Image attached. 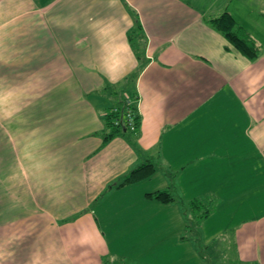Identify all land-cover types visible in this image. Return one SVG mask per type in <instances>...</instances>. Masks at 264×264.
Wrapping results in <instances>:
<instances>
[{"label": "crops", "instance_id": "obj_1", "mask_svg": "<svg viewBox=\"0 0 264 264\" xmlns=\"http://www.w3.org/2000/svg\"><path fill=\"white\" fill-rule=\"evenodd\" d=\"M225 10L255 60L206 23ZM136 93V140L102 146L103 117ZM151 158L150 179L106 191ZM165 189L213 203L195 234L180 202L146 197ZM209 256L264 264V0H0V264Z\"/></svg>", "mask_w": 264, "mask_h": 264}, {"label": "trees", "instance_id": "obj_2", "mask_svg": "<svg viewBox=\"0 0 264 264\" xmlns=\"http://www.w3.org/2000/svg\"><path fill=\"white\" fill-rule=\"evenodd\" d=\"M206 23L214 31L218 32L222 37L241 55H243L248 60H255L259 55V47L255 41L233 20L228 11L222 12L218 17L210 18L206 20ZM128 41L132 51L136 55V58L139 63L138 69L128 78L130 82H133L137 79L138 75L143 70V67L147 64V60L142 59V52L145 48V39L142 33V28L139 22L136 20L133 28L128 33ZM117 88L109 90L111 94H117ZM121 95V94H120ZM139 96L136 94L131 95L128 99H119L115 107L110 109L105 116L103 117L104 128L100 133L102 139V146L106 145L108 142L117 137H122L128 141L134 139L136 140L139 133L141 116L138 110ZM115 109V110H114ZM133 127L131 130L130 124ZM157 165L154 159H148L142 164L136 165L133 167L126 175L118 179L116 183L109 186L106 191H109L114 185L126 186L136 184L147 179H150L157 172ZM106 193V192H105ZM146 197L155 200L161 204H170L173 202H180L182 210L186 208L190 209L192 212L195 211V208H199L197 212V221H195L197 227L198 223L201 222L204 218L213 210V203L208 205H203L198 200H193L189 203L178 201L175 198L172 190L165 189L149 193ZM200 209H204L200 211ZM189 229V225L186 226V229ZM189 230H186L188 232ZM184 239V238H182Z\"/></svg>", "mask_w": 264, "mask_h": 264}, {"label": "rangeland", "instance_id": "obj_3", "mask_svg": "<svg viewBox=\"0 0 264 264\" xmlns=\"http://www.w3.org/2000/svg\"><path fill=\"white\" fill-rule=\"evenodd\" d=\"M175 180H177V178H175L174 177V179H173V182L175 181ZM173 185H175L176 186V184L174 183ZM172 191H174L173 189H172ZM174 193V196H175V198H177V195H178V193L177 192H173ZM177 193V194H176ZM180 196H182L181 194H179ZM204 196H206V195H204ZM204 196H201V198L199 199L200 200V202H202L203 204H207V201H208V199H206ZM204 209H202V210H200V211H203ZM182 212H183V215L185 216L186 215V217L188 218V223H187V225L189 224V227H190V229H191V231H189V232H184V234L185 235H192V234H195L196 232H197V225H196V223H195V221H197L198 219H197V217L195 218V216L197 215V212L198 211H191L190 209H188V208H186L185 210H182ZM198 224H200V223H198ZM196 243V242H195ZM198 243H200V241H197V243H196V245L198 244ZM197 247V249H199V247H198V245L196 246ZM199 250H201V252H202V248H200ZM213 250V249H212ZM213 253H211V255H212ZM210 260V264H222V263H218L215 259H213L211 256H209L208 258H207V261H209ZM117 264H126V263H123V262H120V263H117Z\"/></svg>", "mask_w": 264, "mask_h": 264}, {"label": "built area", "instance_id": "obj_4", "mask_svg": "<svg viewBox=\"0 0 264 264\" xmlns=\"http://www.w3.org/2000/svg\"><path fill=\"white\" fill-rule=\"evenodd\" d=\"M114 110H115V109H114ZM129 124H130L131 130H133V127L131 126V122H129Z\"/></svg>", "mask_w": 264, "mask_h": 264}]
</instances>
